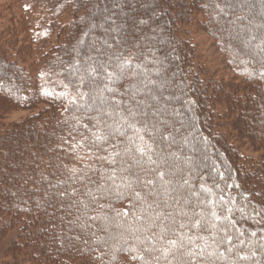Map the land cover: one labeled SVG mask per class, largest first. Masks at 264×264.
I'll list each match as a JSON object with an SVG mask.
<instances>
[{"label":"trees","instance_id":"1","mask_svg":"<svg viewBox=\"0 0 264 264\" xmlns=\"http://www.w3.org/2000/svg\"><path fill=\"white\" fill-rule=\"evenodd\" d=\"M138 1L136 6L133 0H41L38 5L22 0L26 37L0 38V102L28 112L6 129L0 122V246L9 264H143L132 249L152 264H168L152 259L159 252H143L140 240L165 233L167 239L173 232L191 236L195 230L180 225L207 223L213 210L222 222L201 234L211 244L213 234L224 237V228L231 245L218 246L216 256L203 264H264V157L246 156L237 145L245 133L244 140L253 143L248 119L242 120L248 112L226 113L237 115L230 126L236 140L215 131L225 117L221 105L234 99L238 108L241 98L195 67L191 41L177 36L179 26L195 22L217 41L256 98L264 94V52L249 56L233 41L264 40V26L235 32L244 14L264 15V9L256 8L257 0L240 8L236 0ZM226 16L230 21L222 22ZM260 20L255 21L261 25ZM16 45L21 48L14 55L5 50ZM128 57L139 68L108 79L101 66L117 71ZM247 103L253 104L250 98ZM111 110L115 114L106 116ZM159 110L164 116L155 114ZM250 112L258 119L259 111ZM175 114L179 122L172 120ZM188 119L193 124L183 134L184 146L208 144L211 151L191 158L173 142L166 152L188 158L190 169L168 178L173 161L166 158L150 173L126 171L131 163L156 161L164 154V132L179 133ZM97 127L112 133L103 145L107 151L93 149L90 158L77 160L72 145L83 136L91 139ZM259 137L264 149L263 130ZM136 145H150L152 159L141 157ZM105 156L108 160L99 158ZM164 182L168 192L161 189ZM185 184L192 190L182 191Z\"/></svg>","mask_w":264,"mask_h":264},{"label":"rangeland","instance_id":"2","mask_svg":"<svg viewBox=\"0 0 264 264\" xmlns=\"http://www.w3.org/2000/svg\"><path fill=\"white\" fill-rule=\"evenodd\" d=\"M32 2H36L38 5L39 1L41 0H31ZM136 6L139 5L138 0H133ZM252 0H236L235 5L237 8H240L244 4H248ZM24 4H27L28 0H23ZM256 8H263L264 9V0H257ZM19 3L22 4V0H0V38L4 39L5 41L9 40L11 36H19L20 38H25L26 33L21 30V18L24 16L22 15L23 11L25 9L20 8L19 9ZM226 5V4H225ZM228 5V4H227ZM226 5V6H227ZM221 6V5H220ZM223 7V6H222ZM257 17H260L262 21L261 25L255 21ZM198 19V18H197ZM230 17L226 16L222 18V22H229ZM237 28L235 29V32H241L243 28L249 27L250 30H255L259 28L260 26H264V15H249L244 14L242 18L237 20ZM193 23H189L187 25H181L179 26V31L177 32V36L180 40L187 39L190 40L193 49L192 53L194 54V65L195 67H198V69L207 70L208 73H210L211 77L216 80L220 81L222 84H224L226 87L231 88V90H235V95H239L238 98H241L242 104H239L238 108L235 107V104L233 103L232 99L229 101V105L226 103L225 105H221V113L223 114L222 117L224 120L220 121L219 126L216 124L217 133H222L223 137L224 135L227 136L229 139H237L238 136L234 130L230 127L232 125L231 120L236 119L237 115L231 113L229 117H227L226 113L230 110H238L241 108H245L244 111L248 112L245 115H242V120L247 117L248 124L246 125V130L248 131V134L252 136L253 143L248 142L247 140H244V138L247 137V134L244 131L245 137L243 135L240 136V140L237 141V145L239 146V151L245 154L246 156H263L264 157V149L260 147L259 143H257V140H259V131H264V94L259 93L257 94V97L255 98V94H249V88L247 81L245 82L235 70H237L236 66L233 64H230L227 56L223 54L221 51V48L217 41L209 35L206 31L200 30L199 27H196ZM264 37V36H263ZM238 41L239 44H243V47L248 51L249 56H252L253 54H261L264 52V40L262 41H256V39H249V40H235L233 43H236ZM241 42V43H240ZM18 44H21L18 43ZM19 45H16L12 49L5 48V50L8 53L15 54L14 52L19 51ZM78 69V68H77ZM243 92V93H242ZM6 96H9L11 98H14L13 95L6 93ZM250 98V101L253 102V104H245L246 101ZM96 104H101L99 101H94ZM229 107V108H228ZM255 111L258 113V119L255 120L251 119L249 115L251 114L250 111ZM117 112V111H116ZM157 116H164V111L159 110L155 111ZM3 113V114H1ZM115 114V110H111L107 113H105L106 116ZM28 114L26 111L18 110L12 105L5 104L4 102H0V116L3 115L2 125L4 126V129L6 127L13 125L15 122L21 120ZM172 120L176 119L178 121V115L175 114L171 116ZM253 118V117H252ZM245 122V121H244ZM243 122V123H244ZM235 123V122H234ZM192 121L190 119L184 120L180 123V131L179 133L174 132L173 134L170 132H164L165 139L163 140V151L164 154L159 156V158L154 161L150 162L149 164H140V163H131V165L126 167V171H128L130 168L140 169L144 170L147 173H150L154 170H156L157 167H160L163 163L164 159L171 158L173 161V166L169 170V172H166L167 177L169 178L171 173L177 172V171H187L191 168L190 160L189 163H186L188 161V158H185L184 160H180L177 157H169V154L167 151V148L172 146V143H176V147H183L185 152L191 156V158L195 157L197 154L202 153H209L211 150V147L208 144H201L199 147H194L192 145L184 146V135L187 134L190 130V127L192 125ZM114 130L116 131H122L119 126H114ZM196 138V136H195ZM256 139V142L254 143V140ZM224 143L230 142V140L224 139ZM250 143V144H249ZM174 146V147H175ZM217 164L220 165V162H217ZM221 166V165H220ZM215 167H217L215 165ZM162 191L168 192L167 189V183L164 182V184L161 185ZM190 191L192 188L188 185H183L182 191ZM191 193L187 195V200L192 199ZM167 200V198H164V200ZM186 203V201L184 202ZM170 216V215H169ZM114 246V245H113ZM5 246L2 244L0 246V264H9L7 262V259L4 256Z\"/></svg>","mask_w":264,"mask_h":264},{"label":"snow or ice","instance_id":"3","mask_svg":"<svg viewBox=\"0 0 264 264\" xmlns=\"http://www.w3.org/2000/svg\"><path fill=\"white\" fill-rule=\"evenodd\" d=\"M143 23V21H141ZM103 72L107 74L108 79H120L122 76L126 75L128 71L135 72L136 68H139L138 64L132 63V57H128L124 59L118 66L117 71H109L107 67L101 66ZM92 72H95L96 69H92ZM111 91V89H109ZM123 119V118H122ZM99 125V121H97V126ZM133 127L137 134L140 133L139 128H135L134 125H130ZM112 135L111 132H101L99 127H97V131L91 132V139L87 136H83L82 140L78 143H74L72 145L73 152L76 156L77 160H84L85 157H91L93 154V149L107 151V148H104L103 145L108 142L109 137ZM140 140H143V136H139ZM83 150L84 155H80L78 150ZM135 151L139 153L141 157H147L151 160V156L149 153L151 152V146H140L136 145ZM119 155V153H117ZM100 159L108 160V157H99ZM70 171L75 174L77 169L73 168ZM159 177L163 179L164 173H158ZM108 179L114 180L115 177L109 176ZM149 184L152 183L151 180L148 181ZM137 195H139L137 193ZM228 211H231L230 209ZM202 215V214H200ZM212 220L207 223H202L201 220H195L190 223V225L181 224L180 228L188 227L190 231L195 230L193 235L189 236L186 233L173 232L172 236L169 238L166 237L165 234L152 236L146 235L143 240H140V243L144 245L143 252L152 253L159 252V256H154L152 259L155 261H160L161 259L168 261V264H203L206 259H209L213 256H216V248L225 243L231 245V238L227 235L226 229L222 228L220 231H224L225 235L222 239L217 240L215 234L212 236V243H209V238L201 233L209 232L210 229H216L217 224L215 221H221V217L217 215L216 211L211 212ZM230 218L225 216L223 220H229ZM222 222V221H221ZM255 235V233H253ZM155 239V243L153 242ZM159 245V246H157ZM209 247L213 248V251L209 252ZM132 252L136 253L134 259H139L143 261V264H152L151 260L145 258L144 255H141L137 249H132ZM226 251L231 252L232 248L229 247ZM220 258H225L223 253H220ZM171 257V259H169ZM247 257L239 256V259L243 260Z\"/></svg>","mask_w":264,"mask_h":264}]
</instances>
